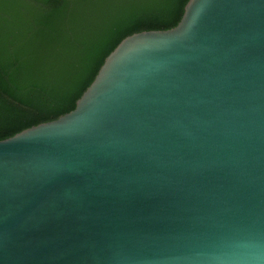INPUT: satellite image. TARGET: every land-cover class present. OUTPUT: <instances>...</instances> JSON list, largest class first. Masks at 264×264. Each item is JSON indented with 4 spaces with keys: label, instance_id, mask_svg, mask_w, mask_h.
Returning <instances> with one entry per match:
<instances>
[{
    "label": "water",
    "instance_id": "95a60500",
    "mask_svg": "<svg viewBox=\"0 0 264 264\" xmlns=\"http://www.w3.org/2000/svg\"><path fill=\"white\" fill-rule=\"evenodd\" d=\"M0 264H264V0H188L1 140Z\"/></svg>",
    "mask_w": 264,
    "mask_h": 264
},
{
    "label": "trees",
    "instance_id": "16d2710c",
    "mask_svg": "<svg viewBox=\"0 0 264 264\" xmlns=\"http://www.w3.org/2000/svg\"><path fill=\"white\" fill-rule=\"evenodd\" d=\"M188 0H0V141L75 108L126 37L168 30Z\"/></svg>",
    "mask_w": 264,
    "mask_h": 264
}]
</instances>
